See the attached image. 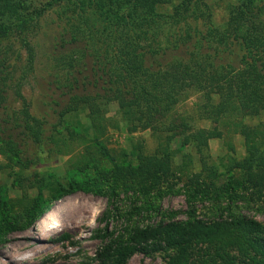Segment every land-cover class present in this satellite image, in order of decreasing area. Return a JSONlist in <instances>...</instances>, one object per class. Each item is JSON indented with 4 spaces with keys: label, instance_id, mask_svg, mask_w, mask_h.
<instances>
[{
    "label": "trees",
    "instance_id": "1",
    "mask_svg": "<svg viewBox=\"0 0 264 264\" xmlns=\"http://www.w3.org/2000/svg\"><path fill=\"white\" fill-rule=\"evenodd\" d=\"M174 1L184 4L186 0H135L128 9V16L124 17L121 31L114 30L111 34L112 49L81 53L82 68L79 67L77 74L68 73L69 79L63 86L65 109L60 113L89 110L96 131L95 150L84 155L85 163L76 167L78 173L69 176L68 183L38 173L26 179L18 174L14 185L23 191L38 190L35 198L19 200V207L8 201L0 189V245L11 233L35 228L52 210L54 201L82 191L111 199L126 195L131 200L124 233L99 248L96 264H128L136 254L149 256L164 251L173 253L169 264H264L263 224L231 213L213 221L197 217V204L201 201L218 202L225 198L229 204L224 211H229L230 202L245 197V194L264 193V124L251 127L234 122L237 132L245 139L248 155L235 161L231 169L243 171L248 175L247 179L237 182L231 178L228 184L217 186L207 182L201 174H195L181 189L190 207L187 222L163 221L145 227L131 224L134 218L163 215L158 200L175 191L176 180L182 181L173 172L171 144L177 138L185 137L201 151L209 146L213 137L210 130L193 128L185 121L176 123L171 119L188 91L195 90L202 95L203 118L213 123L220 124L229 116L258 117L264 113V25L255 24L248 28L250 33L247 34H242L244 28L238 27V36H242V40L248 37L252 46L246 42L241 44L243 51L238 66L224 63L226 53L235 44L222 36L220 49L212 50L214 58H209V62L208 56L201 58L204 52L199 46L201 40L195 41L196 48L191 54L187 52L188 56L184 58L181 56L183 48L189 50V47L176 43L160 50V57H154L156 53L149 56V51L141 45L144 39L141 33L136 35L139 23H145L147 16H154L161 4ZM90 3L93 9H111L113 6V0H90ZM24 6L23 3L15 6L0 0V19L13 16L16 21L8 28L0 27V156L13 157L21 171H28L52 158L53 151L47 147L56 143L57 134L50 132L32 115L23 94V84H16L14 89L22 110L8 107L9 44L16 41L25 51L26 76L33 71L36 60L30 41L33 18L19 12ZM237 13L242 24L259 19L258 14L249 16L245 6H239ZM36 15L41 16L42 12ZM88 55L94 59L91 64L83 62ZM217 59L219 64H216ZM104 61L107 64H103ZM111 102L118 104L124 119L129 121L130 132L150 130L158 136L161 141L159 154L147 155L138 145L136 166L117 162V156L101 140L105 132L102 106ZM69 136L83 139L75 131ZM122 155L126 156L125 152ZM105 160L112 162L113 168H103ZM89 166L93 167L95 178L89 176ZM256 167L259 168L257 173ZM2 169L0 165V171ZM45 190L50 191V198L43 195Z\"/></svg>",
    "mask_w": 264,
    "mask_h": 264
},
{
    "label": "rangeland",
    "instance_id": "2",
    "mask_svg": "<svg viewBox=\"0 0 264 264\" xmlns=\"http://www.w3.org/2000/svg\"><path fill=\"white\" fill-rule=\"evenodd\" d=\"M7 2L15 6L23 3L25 6L19 12L33 18L34 28L30 41L35 49L36 59L33 71L26 76L25 51L16 41L9 44L11 68L8 107L16 111L22 110L14 89L16 84H23V94L32 115L41 120L50 132L57 134L56 143L47 147L53 151L52 158L43 161L33 170L21 171L16 159L0 156L3 168L0 171V189L8 201L18 206L19 200L24 197L33 199L38 195L36 189L23 191L14 185L18 174L26 179L38 173L68 183V177L78 173L76 167L85 163L84 155L95 150L93 140L96 131L89 110L84 108L76 113H60L65 109L63 86L69 79L68 73L77 74L79 67L82 68V52L112 49L111 34L114 30L121 31L125 23L124 17L128 16V9L135 0H113L111 9H93L90 7V0ZM182 3L174 1L161 4L154 16H147L145 23L140 21L137 29L139 32L136 33V30L133 34L138 36L141 33L140 36L144 38L141 45L149 51V56L156 53L154 57H160V50L176 43L177 46L185 44L189 47V50L183 48L181 56L184 58L188 56L187 52L191 54V50L196 48L195 41L201 40L199 46L204 51L201 58L208 56L209 62V58H214L212 50L220 49L219 40L222 36V39L235 44L226 53L224 63L231 62L238 66L243 51L241 44L246 42L251 46L248 37L244 36L242 40V36H238V27L244 28L242 34H247L250 33L248 28L255 24L264 25V0H186ZM239 6H245L249 16L258 14L259 19L242 24L238 20ZM37 12H42V15H36ZM15 22L13 16L4 17L0 19V27L8 28ZM93 61L89 55L83 59L84 63L91 64ZM103 64H107V61ZM216 64H219L218 59ZM201 96L195 90L188 91L184 100L173 111L171 119L176 123L185 121L193 128L210 130L213 137L209 146L200 151L185 137L177 138L171 144L173 172L182 181L176 180L175 191L158 200L163 215L134 218L131 222L133 227L155 226L163 221L187 222L190 207L181 189L184 182L195 174H201L207 182H214L217 186L228 184L231 178L237 182L248 178L243 171L231 169L235 161H241L248 155L245 139L237 132L234 122L255 127L264 124V113L258 117L229 116L220 124L213 123L203 118L204 103ZM216 101L218 102L217 99ZM102 110L105 132L101 140L117 156L118 163L136 166L138 145L143 147L147 155L159 154L161 141L158 136L150 130L130 132V123L124 119L116 102L102 106ZM71 131L83 136V139L70 137ZM95 157L99 159V156ZM113 166L110 161L102 162L105 169ZM258 171L259 168L256 167L255 172ZM88 174L95 178L92 166H89ZM24 185L27 186V183ZM252 194H245V197L230 202L229 211H224L229 204L225 198L218 202L201 201L197 204V217L213 221L221 215L227 217L231 213L264 225V193ZM43 195L51 197L49 190L43 191ZM130 206L131 200L126 195L117 199L82 191L67 195L53 202L51 215L46 219L44 216L34 229L8 235L6 242L0 245V264H96L95 257L99 248L124 233ZM172 254L171 251L149 256L136 254L128 264H169Z\"/></svg>",
    "mask_w": 264,
    "mask_h": 264
},
{
    "label": "bare ground",
    "instance_id": "3",
    "mask_svg": "<svg viewBox=\"0 0 264 264\" xmlns=\"http://www.w3.org/2000/svg\"><path fill=\"white\" fill-rule=\"evenodd\" d=\"M51 211L47 214V215H45V217H44V219H46V217H48V215H51ZM53 229H56L55 227L53 228Z\"/></svg>",
    "mask_w": 264,
    "mask_h": 264
},
{
    "label": "water",
    "instance_id": "4",
    "mask_svg": "<svg viewBox=\"0 0 264 264\" xmlns=\"http://www.w3.org/2000/svg\"><path fill=\"white\" fill-rule=\"evenodd\" d=\"M34 229V228H33Z\"/></svg>",
    "mask_w": 264,
    "mask_h": 264
}]
</instances>
